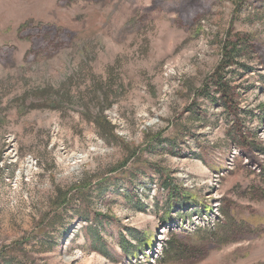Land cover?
Instances as JSON below:
<instances>
[{"label":"rangeland","instance_id":"1","mask_svg":"<svg viewBox=\"0 0 264 264\" xmlns=\"http://www.w3.org/2000/svg\"><path fill=\"white\" fill-rule=\"evenodd\" d=\"M0 264H264V0H0Z\"/></svg>","mask_w":264,"mask_h":264},{"label":"trees","instance_id":"2","mask_svg":"<svg viewBox=\"0 0 264 264\" xmlns=\"http://www.w3.org/2000/svg\"><path fill=\"white\" fill-rule=\"evenodd\" d=\"M226 51H228V50H226ZM240 55H241V50H240L239 46L236 45L235 47L232 48V50H231L230 53L227 52V53L224 55V57H223V61L221 62L220 66L218 67V70L216 71V74H215V76H214V80H213V81H214V84L217 85V86H219V87L221 88L222 92H224V93H228L229 95H230L231 92L227 91L226 88H225L226 86H225V84L223 83V80L225 79V77H223L224 73H223L222 71H223L225 68H227V67H229V66H232V65L234 64V62L237 61L238 56L240 57ZM237 62H238V61H237ZM226 91H227V92H226ZM104 120H105V119H104ZM104 120H103V121H104ZM103 123L106 124L105 121H104ZM98 125H100L99 122H98ZM107 125H108L109 127L112 128V126H111V124H110L109 122H107ZM150 245H153V244H151L150 242H142V243L140 244V247H143V248L152 247V246H150ZM130 255H131V256H135V255H136V251H134V250L131 251V252H130Z\"/></svg>","mask_w":264,"mask_h":264}]
</instances>
